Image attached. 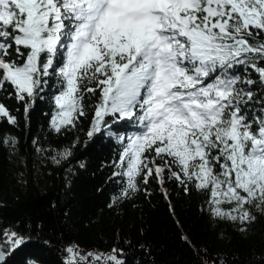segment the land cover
<instances>
[{"label": "snow or ice", "instance_id": "snow-or-ice-1", "mask_svg": "<svg viewBox=\"0 0 264 264\" xmlns=\"http://www.w3.org/2000/svg\"><path fill=\"white\" fill-rule=\"evenodd\" d=\"M46 86L57 134L89 113V139L136 129L117 135L113 203L155 179L195 190L242 232L264 215V0H0V92L27 114ZM4 118L18 126L0 102ZM30 239L5 231L0 262ZM65 251L64 264H126L122 249Z\"/></svg>", "mask_w": 264, "mask_h": 264}, {"label": "trees", "instance_id": "trees-1", "mask_svg": "<svg viewBox=\"0 0 264 264\" xmlns=\"http://www.w3.org/2000/svg\"><path fill=\"white\" fill-rule=\"evenodd\" d=\"M53 92L46 86L27 114L14 94L0 92L18 120V126L0 120V138L17 140L14 147L0 143V236L3 241L5 231H15L31 237L2 264H64L73 244L83 253L122 249L126 264H264V215L255 210L257 219L242 232L210 218L202 210L206 198L195 190L185 194L177 183L161 186L155 179L142 185L146 192L113 203L120 191L112 175L121 151L117 135L136 129L118 123L112 134L89 139V113L77 128L57 134L49 123ZM66 149L71 156L61 158Z\"/></svg>", "mask_w": 264, "mask_h": 264}, {"label": "rangeland", "instance_id": "rangeland-1", "mask_svg": "<svg viewBox=\"0 0 264 264\" xmlns=\"http://www.w3.org/2000/svg\"><path fill=\"white\" fill-rule=\"evenodd\" d=\"M97 252H101V253H105V254L110 253V252L103 251V250H99V251H97ZM120 258H121V257H120Z\"/></svg>", "mask_w": 264, "mask_h": 264}, {"label": "water", "instance_id": "water-1", "mask_svg": "<svg viewBox=\"0 0 264 264\" xmlns=\"http://www.w3.org/2000/svg\"><path fill=\"white\" fill-rule=\"evenodd\" d=\"M0 243H2L1 236H0ZM6 257H7V255L5 256L4 261L6 260ZM4 261H3V262H4ZM3 262H0V264H2Z\"/></svg>", "mask_w": 264, "mask_h": 264}]
</instances>
